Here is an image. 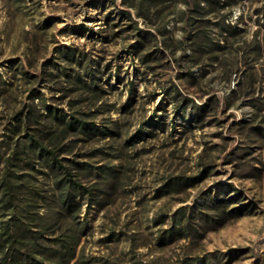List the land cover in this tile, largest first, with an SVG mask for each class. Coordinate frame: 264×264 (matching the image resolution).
Returning a JSON list of instances; mask_svg holds the SVG:
<instances>
[{
  "label": "rangeland",
  "instance_id": "1",
  "mask_svg": "<svg viewBox=\"0 0 264 264\" xmlns=\"http://www.w3.org/2000/svg\"><path fill=\"white\" fill-rule=\"evenodd\" d=\"M0 264H264V0H0Z\"/></svg>",
  "mask_w": 264,
  "mask_h": 264
},
{
  "label": "trees",
  "instance_id": "2",
  "mask_svg": "<svg viewBox=\"0 0 264 264\" xmlns=\"http://www.w3.org/2000/svg\"><path fill=\"white\" fill-rule=\"evenodd\" d=\"M70 180H72L71 178H69Z\"/></svg>",
  "mask_w": 264,
  "mask_h": 264
}]
</instances>
